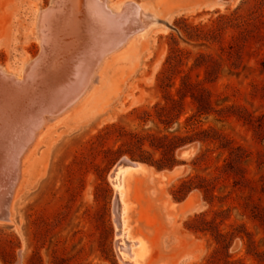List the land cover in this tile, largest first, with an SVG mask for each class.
<instances>
[{"label": "rangeland", "instance_id": "rangeland-1", "mask_svg": "<svg viewBox=\"0 0 264 264\" xmlns=\"http://www.w3.org/2000/svg\"><path fill=\"white\" fill-rule=\"evenodd\" d=\"M61 1L0 0V76L37 71L52 11L84 20L85 0ZM102 1L147 10L145 33L106 43L85 91L44 115L10 165L0 264H123L108 178L122 160L146 167L129 196L141 264H264V0Z\"/></svg>", "mask_w": 264, "mask_h": 264}, {"label": "bare ground", "instance_id": "bare-ground-1", "mask_svg": "<svg viewBox=\"0 0 264 264\" xmlns=\"http://www.w3.org/2000/svg\"><path fill=\"white\" fill-rule=\"evenodd\" d=\"M67 1L62 0L61 4L66 2L68 6ZM80 3L78 4L82 6L81 13L84 20L79 19L74 28L67 24L68 19L64 23L65 15L69 13L63 14L65 9L52 11L53 13L51 12L47 18L44 16L45 25L40 27L43 33L40 37L46 47V56L38 61L37 67H40L37 71H31L22 80L4 74L0 76V220L9 219V205L14 194V181L17 178L11 175L10 170L13 169L10 165L19 159V153L34 138L33 131L45 121L44 115L59 110L61 104L72 95L77 94L80 97L89 84L92 71L96 67L94 63L108 49L106 43L110 44L111 48L119 47L129 37L131 38L134 31L145 28L141 9L144 15H149L147 10L144 11V8L135 4L128 5L121 12H115L102 0H85ZM81 13H78L81 15L80 18H82ZM140 32L145 33L144 30ZM63 36H69L70 39L65 42L67 37L63 38ZM60 48L63 51L65 48L67 50L65 52L70 51L68 55L66 54L68 58L62 56ZM51 56L53 58L50 61L48 59ZM58 56H62L61 59L65 58V64L60 63ZM47 63L54 67L55 72L47 71L45 76ZM144 169H146L144 164L122 160L113 167L108 176L114 193L113 214L116 225L114 248L119 261L123 264H141L149 252L141 239L131 238L133 236H130L131 223H129L132 212V202L129 201L130 180H133L131 177L137 172H145Z\"/></svg>", "mask_w": 264, "mask_h": 264}, {"label": "trees", "instance_id": "trees-1", "mask_svg": "<svg viewBox=\"0 0 264 264\" xmlns=\"http://www.w3.org/2000/svg\"><path fill=\"white\" fill-rule=\"evenodd\" d=\"M237 20H238V16H235V15H231V16H222V17H220V20H219V23L217 24V27H218L220 24H225V25H227V24H232L233 22H235V21H237ZM217 27H216V28H217ZM216 28H213L211 31H212V32H216V31H218L219 29H216ZM192 141H193V140H192ZM180 145H181V143H179L178 145L174 146L173 149L171 150L172 153H174L175 150H176V148H177L178 146H180Z\"/></svg>", "mask_w": 264, "mask_h": 264}, {"label": "water", "instance_id": "water-1", "mask_svg": "<svg viewBox=\"0 0 264 264\" xmlns=\"http://www.w3.org/2000/svg\"><path fill=\"white\" fill-rule=\"evenodd\" d=\"M184 153V152H183Z\"/></svg>", "mask_w": 264, "mask_h": 264}]
</instances>
